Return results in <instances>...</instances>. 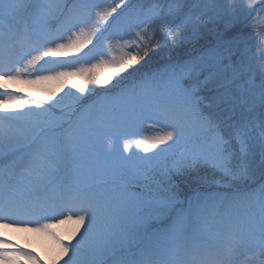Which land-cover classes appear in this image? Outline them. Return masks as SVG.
Returning a JSON list of instances; mask_svg holds the SVG:
<instances>
[{
	"label": "snow or ice",
	"instance_id": "obj_1",
	"mask_svg": "<svg viewBox=\"0 0 264 264\" xmlns=\"http://www.w3.org/2000/svg\"><path fill=\"white\" fill-rule=\"evenodd\" d=\"M262 9L0 0V229L51 238L56 264H264V75L239 33L224 39ZM209 25L214 47L172 59ZM67 223L74 243L53 231ZM21 257L43 264L0 235V264Z\"/></svg>",
	"mask_w": 264,
	"mask_h": 264
},
{
	"label": "rangeland",
	"instance_id": "obj_2",
	"mask_svg": "<svg viewBox=\"0 0 264 264\" xmlns=\"http://www.w3.org/2000/svg\"><path fill=\"white\" fill-rule=\"evenodd\" d=\"M242 2H243V0H235V4L237 6H239ZM263 17H264V15H263ZM256 21H259V20H256ZM252 23H255V22H251V24ZM89 47H91V45H89ZM249 50H251V48H249ZM85 51H87V49H85ZM248 53H249V56L252 58V65H253V68H254V73L256 71H260L261 68H263V66H264V62L262 63V61L260 60L261 57H259V59H257L253 52H248ZM263 58H264V52H263V55H262V59ZM258 60H259L260 65L258 64V66L256 67V64H257ZM263 61H264V59H263ZM254 77L257 80V82H259V80L261 79V77H258L257 73L254 74ZM20 85L23 87L22 88L24 90L23 92L27 95L28 99H31L30 98L31 94H34L36 96L38 95L40 97L41 95L44 94V91L46 89H49V88L53 87L52 85H47V84H41V85L20 84ZM155 130L156 129L153 126H151L149 123H144L142 125H139L135 129V131L138 133V137L137 138H139V139H143V138H146V137H151L152 135H154ZM133 150L136 151L135 147H133ZM140 154L144 155L143 152H141ZM178 182L183 187H186V185L189 188L193 186V188H191L190 190H192L194 188L196 190L197 186L194 183H192L191 181L186 180L183 177L179 178ZM193 194H195V192L189 193V195H193ZM54 229L56 230L57 235L60 236L63 239L64 237L60 233V230L58 229V227L56 226ZM9 233H10L9 229H0V235L5 236L8 240H10V238H8L10 236ZM40 235H41V238H40L39 252L33 253V254L36 257H38L39 260L41 262H43V264H45V263L56 264L57 246L55 245V242L51 238L47 237L46 235H43V234H40ZM19 259H20V261L18 262V264H31V262L29 260H27V259H24L22 257L19 258ZM21 260H24V261L21 262ZM58 264H63V261L60 260L58 262Z\"/></svg>",
	"mask_w": 264,
	"mask_h": 264
},
{
	"label": "bare ground",
	"instance_id": "obj_3",
	"mask_svg": "<svg viewBox=\"0 0 264 264\" xmlns=\"http://www.w3.org/2000/svg\"><path fill=\"white\" fill-rule=\"evenodd\" d=\"M10 89H13L16 91L17 94L23 95L22 91H24L22 86L20 84L15 85H9ZM60 230V232L63 234L65 243L72 240V232L75 227L72 223L67 224H61L57 226ZM10 231V238L13 243L18 245L21 249L25 251H31L32 253L39 252V246H40V238L41 235L33 232H25L20 231L17 229H9ZM74 243L75 241L72 240ZM241 260H243V257H241Z\"/></svg>",
	"mask_w": 264,
	"mask_h": 264
},
{
	"label": "trees",
	"instance_id": "obj_4",
	"mask_svg": "<svg viewBox=\"0 0 264 264\" xmlns=\"http://www.w3.org/2000/svg\"><path fill=\"white\" fill-rule=\"evenodd\" d=\"M262 11H264V9H262L258 15H254V18L262 15ZM263 17V16H262ZM259 20V17L256 19ZM243 34H249L252 36V38L254 40H258L259 43H263L264 42V20H259L258 22L252 23L251 25H246L242 28L241 32ZM228 34V33H227ZM216 35L214 34H210L209 31H207V33L203 34V38H201L197 43L194 44V46H185L184 48L180 49L177 53L173 54V55H179V56H185L187 55L189 52L194 51L199 45L203 44V43H208L209 41H211ZM165 56H162L160 54H157L155 56V58L153 59V61L150 62V64L152 65V63L156 62L157 60H160L162 58H164ZM187 187V185H186ZM183 187L184 189H188V187Z\"/></svg>",
	"mask_w": 264,
	"mask_h": 264
}]
</instances>
